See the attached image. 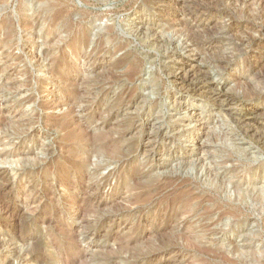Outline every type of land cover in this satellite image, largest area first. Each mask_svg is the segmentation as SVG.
I'll list each match as a JSON object with an SVG mask.
<instances>
[{
	"label": "rangeland",
	"instance_id": "374dc122",
	"mask_svg": "<svg viewBox=\"0 0 264 264\" xmlns=\"http://www.w3.org/2000/svg\"><path fill=\"white\" fill-rule=\"evenodd\" d=\"M260 6L0 0V264H264V149L174 77L188 24L264 131Z\"/></svg>",
	"mask_w": 264,
	"mask_h": 264
},
{
	"label": "bare ground",
	"instance_id": "6f19581e",
	"mask_svg": "<svg viewBox=\"0 0 264 264\" xmlns=\"http://www.w3.org/2000/svg\"><path fill=\"white\" fill-rule=\"evenodd\" d=\"M238 1L240 3H243L244 6H246L248 9V6L252 5L253 2L257 1L259 2V6L260 4L264 5V0H235ZM232 2V1H231ZM234 4V3H233ZM258 4V3H257ZM256 4V5H257ZM191 7V6H190ZM262 7V6H260ZM196 8V7H195ZM198 8V7H197ZM215 8V7H214ZM263 8V7H262ZM186 9V8H185ZM192 9V8H191ZM202 9V8H201ZM259 9V8H258ZM204 10V9H203ZM237 10V9H236ZM264 12V9H262ZM249 11V10H248ZM187 12V11H186ZM207 12V11H206ZM262 12V11H261ZM260 12V13H261ZM199 13H201V10H196L195 9V13L194 14H189V16H191V20L193 25L198 29V28H206L205 24L202 23V21H199L198 17H195L196 14L199 15ZM12 14V13H11ZM188 14V13H187ZM196 15V16H198ZM24 16V15H23ZM261 16H264V13L261 14ZM54 17V16H53ZM59 17V16H58ZM264 18V17H263ZM55 19V18H54ZM137 19V18H136ZM170 19V18H169ZM250 19V18H249ZM6 20V19H5ZM25 21V20H24ZM135 21V20H134ZM179 21V20H178ZM177 21V25L178 26H182V21H179L178 23ZM23 22V21H22ZM189 22V21H188ZM208 22V21H207ZM230 22V21H229ZM2 23V22H1ZM29 24V23H28ZM32 24V23H31ZM135 24V23H134ZM138 25H140L141 23H136ZM185 24V23H184ZM192 25V26H193ZM29 28H31V25H27ZM185 26V25H184ZM188 26L189 29H187L188 34H186V48H184L185 50L188 48H192V46L194 48H192V50H190L189 52H187V56H185L184 58L180 59L178 61V65L177 67L179 68V71L175 74L174 73V77H175V81L178 84V93H186L188 94L193 100H197L198 98H207L212 100L214 106L218 107L219 110L221 111H226L229 118L233 121V123L237 124L239 127H241L242 129L245 130V133L248 134V136L250 135L254 140L257 141V143L259 145H261V147H263L264 149V131H260L259 130V123L257 118L253 117V114L255 113H245L244 111V106L242 104H239L236 101V98L234 95L230 94V92H226L223 90H220L213 82H212V73L210 69H206L205 67L202 68V66L198 63V61L200 60L199 57V53L195 54V50L196 46L198 48L199 45H197V43L195 42L196 38H195V33H194V29H192V27H190L188 24L186 25V27ZM25 27V25H24ZM23 27V28H24ZM25 29H29V28ZM33 27V26H32ZM2 28H4L5 30L8 31V29L10 28L9 25L5 24L2 25ZM12 28V27H11ZM226 28V27H225ZM228 28V27H227ZM109 29V28H108ZM178 29V28H177ZM253 29V28H252ZM141 30V28H140ZM259 30V29H258ZM4 32V30H1ZM138 31V30H136ZM206 31V30H205ZM10 32V31H9ZM142 32V31H141ZM197 32V30H196ZM12 33V32H11ZM10 33V34H11ZM9 34V36H10ZM150 34V33H149ZM178 35V34H177ZM50 36V35H49ZM155 37V34L153 35ZM244 36V35H243ZM260 36V35H259ZM6 37V36H5ZM105 37V36H104ZM207 37V36H206ZM8 38V37H7ZM13 38V35L12 37ZM51 38V37H50ZM48 39V38H47ZM107 39V38H106ZM156 39V38H155ZM158 39V38H157ZM244 40V38H243ZM248 40V39H247ZM256 40V39H255ZM11 39L8 40V42H10ZM52 41V40H51ZM239 42V41H238ZM242 42V41H241ZM244 42V41H243ZM242 42V43H243ZM262 41L258 40L256 41L257 45H260ZM46 43V42H45ZM163 43V42H162ZM47 44V43H46ZM50 44V43H49ZM161 45V44H160ZM50 46V45H49ZM162 46V45H161ZM261 46V45H260ZM258 47V46H256ZM236 48V47H235ZM201 49V48H199ZM203 49V48H202ZM201 49L202 52L205 53V51H203ZM197 50V49H196ZM203 54V53H202ZM201 55V54H200ZM57 56V55H56ZM246 58V57H245ZM62 62V61H61ZM214 63V62H213ZM61 65V64H60ZM59 65V66H60ZM261 66V65H260ZM223 69V67H222ZM89 70V69H88ZM95 89V88H94ZM239 101V100H238ZM182 102V101H181ZM191 103V102H190ZM193 103V101H192ZM181 107H184V109H187L188 106H190V104H187L186 102L180 103ZM91 107H88V109H90ZM188 110V109H187ZM93 111V110H92ZM93 113V112H92ZM264 114V113H263ZM95 118V117H94ZM76 122V121H75ZM149 123V121H148ZM136 124V123H135ZM152 125V124H151ZM55 126V125H54ZM139 126V125H138ZM154 126V125H152ZM151 126V127H152ZM201 126V125H200ZM84 127V126H83ZM155 127V126H154ZM135 128V127H134ZM137 128V127H136ZM160 128V127H159ZM70 129V128H69ZM162 129V128H161ZM184 129V128H183ZM155 130V129H154ZM86 131V130H85ZM71 132V131H70ZM156 132V131H155ZM77 133V132H76ZM168 134V133H167ZM151 135V134H150ZM148 134V136H150ZM151 137V136H150ZM164 137V136H163ZM112 138V137H111ZM150 139V138H149ZM226 140V139H225ZM154 141V139H153ZM150 142V141H149ZM157 145V142H153L152 146L155 147ZM201 145V144H200ZM199 144H195L194 147L196 148L195 150L198 151L200 149H202L203 147L200 146ZM158 146V145H157ZM78 148V147H76ZM66 149V148H65ZM89 149V148H88ZM105 149V148H104ZM113 149V148H112ZM109 151V150H108ZM193 151V150H192ZM194 153V152H192ZM83 154V153H82ZM94 154V153H92ZM82 156V155H81ZM206 156L201 154V157H198L194 163H197L198 165L200 164H204V162L206 161ZM91 160V159H90ZM191 162V161H190ZM92 163V162H91ZM205 165V164H204ZM206 167V166H205ZM204 170V169H203ZM203 174H207L206 176H210L213 172L211 170V168L207 166V168H205V170L203 171ZM213 176V175H211ZM183 189V188H182ZM236 191L238 193V197L239 199L244 198V190H241L239 185L236 186ZM1 190V189H0ZM235 191V193H236ZM148 195V194H146ZM187 195V194H186ZM185 195V196H186ZM193 195V194H191ZM235 195V194H234ZM190 196V195H189ZM262 196V194H261ZM264 197V196H262ZM197 198V197H196ZM237 198V197H236ZM193 200V199H191ZM195 200V199H194ZM174 201V200H173ZM186 201V200H185ZM137 202V201H136ZM240 202V200H239ZM174 203V202H173ZM185 203V202H184ZM191 203V202H190ZM171 204V203H170ZM189 205V204H188ZM167 206V205H166ZM165 206V207H166ZM172 206V205H171ZM190 206V205H189ZM187 206V207H189ZM8 207V205H7ZM183 208V207H182ZM165 209V208H164ZM167 209V208H166ZM169 209V208H168ZM178 209V208H177ZM176 209V210H177ZM186 209V208H185ZM16 210V209H15ZM183 210V209H181ZM191 210V209H190ZM16 212V211H15ZM15 212H13V210H11L10 208H6V214L8 215L9 218L11 219H15ZM166 212V211H164ZM180 215V214H179ZM6 216V215H4ZM3 216V217H4ZM7 218V216H6ZM151 236V235H150ZM27 240V239H26ZM191 240V239H190ZM189 241V240H188ZM36 243V242H35ZM193 243V242H192ZM134 245V244H133ZM198 246V245H197ZM125 247V246H124ZM67 248V247H66ZM124 251V250H123ZM258 255V254H257ZM228 258V257H227Z\"/></svg>",
	"mask_w": 264,
	"mask_h": 264
}]
</instances>
